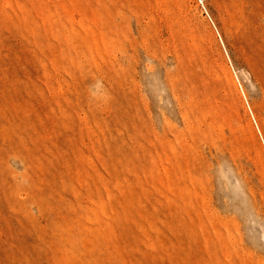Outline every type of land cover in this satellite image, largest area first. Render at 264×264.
<instances>
[{
  "label": "rangeland",
  "instance_id": "obj_1",
  "mask_svg": "<svg viewBox=\"0 0 264 264\" xmlns=\"http://www.w3.org/2000/svg\"><path fill=\"white\" fill-rule=\"evenodd\" d=\"M0 264H264V0H0Z\"/></svg>",
  "mask_w": 264,
  "mask_h": 264
}]
</instances>
